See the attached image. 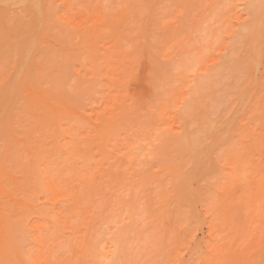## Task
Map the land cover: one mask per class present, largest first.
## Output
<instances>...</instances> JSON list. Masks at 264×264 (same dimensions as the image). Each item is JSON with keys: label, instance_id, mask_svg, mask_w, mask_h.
<instances>
[{"label": "rangeland", "instance_id": "374dc122", "mask_svg": "<svg viewBox=\"0 0 264 264\" xmlns=\"http://www.w3.org/2000/svg\"><path fill=\"white\" fill-rule=\"evenodd\" d=\"M8 82L0 264H264V0H0Z\"/></svg>", "mask_w": 264, "mask_h": 264}, {"label": "bare ground", "instance_id": "6f19581e", "mask_svg": "<svg viewBox=\"0 0 264 264\" xmlns=\"http://www.w3.org/2000/svg\"><path fill=\"white\" fill-rule=\"evenodd\" d=\"M20 1H27V2H29L33 7H38L39 6V2H40V0H20ZM261 19V18H260ZM261 24V23H260ZM138 26H140V24L138 23L137 24ZM139 28V27H138ZM253 36L255 37V38H257L258 36H259V29H258V26L256 27V30L253 32ZM262 40V39H261ZM254 44V43H253ZM254 46V45H253ZM254 49L256 50L257 48L256 47H254ZM250 50V49H249ZM248 52V51H247ZM246 52V53H247ZM260 52V51H259ZM254 53H255V51H254ZM258 54H260V53H258ZM254 55V54H253ZM256 57H258L259 58V60H260V56L259 55H257ZM24 58V57H23ZM88 57H83L81 60L82 61H88ZM27 60H28V58H27ZM240 60V59H239ZM256 60V59H255ZM257 61V60H256ZM259 62V61H258ZM258 62H257V64H258ZM234 63V62H233ZM256 63V62H255ZM253 64V62H252V64H253V66H256V67H260L259 65H256V64ZM251 64V65H252ZM256 67H254L255 69H256ZM244 71V70H243ZM255 74H257V73H255ZM67 75H68V73H67V71L65 70L64 72H63V74L62 75H60V77L58 78H55V79H53V77L49 80V83L51 84V86L52 87H55L56 89H58L59 87H60V85L62 84V83H65L66 81H67ZM236 75H237V73H236ZM240 75V74H239ZM241 76V75H240ZM248 76V75H247ZM256 77V76H255ZM239 78V77H238ZM245 78V77H244ZM253 79V78H252ZM256 79V78H255ZM260 79V78H259ZM242 86V85H241ZM245 87V86H244ZM241 88V87H240ZM243 88V87H242ZM235 89V88H234ZM241 90V89H240ZM5 91H6V95H5V97L4 98H2V99H0V109H3V108H7V106H8V100L10 99V97L11 96H13L14 95V93H15V91H16V86H15V84H13V83H10V82H8L6 85H5ZM245 93V92H244ZM237 94V93H236ZM239 94V93H238ZM241 95V94H240ZM247 95V94H246ZM75 96H77V94L75 93V92H72L71 91V93H70V97L71 98H73V97H75ZM248 96V95H247ZM244 98H247V97H244ZM244 98H243V100H244ZM239 99V98H238ZM8 101V102H7ZM249 101V100H248ZM242 103H240V104H242V106H243V101H241ZM245 103V102H244ZM236 104V103H235ZM234 105V104H233ZM245 105V104H244ZM240 107V106H239ZM238 107V108H239ZM243 108V107H242ZM239 110V109H238ZM237 110V111H238ZM232 112V111H231ZM230 113V112H229ZM229 115V114H228ZM234 116H235V113H234ZM228 118V117H227ZM231 121V120H230ZM211 123V122H210ZM213 124V123H212ZM222 124V123H221ZM209 124H207V126H208ZM215 125V124H214ZM223 126V125H222ZM211 127H214L213 125L211 126V124H210V126H209V128H208V130H206V131H209V129L211 128ZM207 128H204V130L205 129H207ZM221 128V126L219 127V129ZM218 129V130H219ZM220 134V133H219ZM185 143V142H184ZM39 153V152H38ZM37 153V154H38ZM44 153V152H43ZM46 156V155H45ZM59 156H60V154H59ZM39 157V156H38ZM41 157V156H40ZM50 157V156H49ZM48 157V158H49ZM50 158H52V157H50ZM54 158V157H53ZM74 158V157H73ZM40 159V158H39ZM47 159V158H46ZM69 160H71V158L70 159H68V160H66L67 162L69 161ZM47 161V162H46ZM52 162H53V160H52ZM59 162V161H58ZM62 162V161H61ZM60 162V163H61ZM71 162V161H70ZM39 164H37L38 166V168H37V170L40 168V173H41V175H42V177L44 178V180H46V181H48V183H50L54 178H55V176H57L56 175V171H57V166L59 165V164H57V162H56V164H57V166H54V165H52L51 163H49L48 162V160H43V159H40L39 160V162H38ZM54 163V162H53ZM65 163V162H64ZM72 163V162H71ZM68 164V163H67ZM74 163H72V165H73ZM66 165V164H65ZM70 166H71V164H70ZM59 167H61V164L59 165ZM62 170V168H59V170ZM69 169H70V167H69ZM69 169H67V170H69ZM37 170H36V172L35 173H37ZM62 172H64V170H62ZM184 172V171H183ZM58 174V173H57ZM61 175V174H60ZM36 179H39V181L41 182V178L40 177H38V178H36ZM46 181L44 182V185L46 186V185H48V183L47 184H45L46 183ZM57 182H58V180H57ZM190 182V181H189ZM57 184V183H56ZM40 185H41V183H40ZM43 186V185H42ZM44 186V187H45ZM131 263V262H130Z\"/></svg>", "mask_w": 264, "mask_h": 264}]
</instances>
